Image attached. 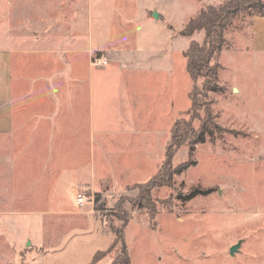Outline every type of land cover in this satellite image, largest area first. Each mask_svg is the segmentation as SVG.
I'll list each match as a JSON object with an SVG mask.
<instances>
[{"label":"rangeland","instance_id":"rangeland-1","mask_svg":"<svg viewBox=\"0 0 264 264\" xmlns=\"http://www.w3.org/2000/svg\"><path fill=\"white\" fill-rule=\"evenodd\" d=\"M78 1L79 7L81 0ZM207 1L205 6L226 0ZM136 2H141L144 8L153 7L163 17L153 23L139 20L141 27L136 32L143 49L167 52V66L172 68L169 74L172 99L168 103L159 101L156 111L159 126H163L168 135L172 123L179 119L197 130L204 117L203 107H208L214 123L222 131L213 129L205 142L196 146L193 166L179 175L174 174L168 186L152 190V200L156 202L152 220L145 210L132 207L129 202L139 194L137 184L118 189L114 185L106 187L101 191L105 195L104 205L98 212L94 205L76 206L77 194H93L75 187L55 190L59 176L54 177L49 170L60 161L67 167L77 164L85 173L90 163L86 157L77 160L50 159L47 155L32 157L27 153L24 128L12 127L14 140L0 133V264H45V252L53 251L77 227L75 225H80L70 218L47 214L88 209L104 234L110 232V223L115 228L121 227L122 223L113 217L118 213L119 204L129 218L123 232L130 264H264V44L254 34L261 33L262 28L253 29L256 17L250 13L233 19L225 33L229 46L219 59L223 69L216 81L217 89L198 98L203 107L193 119L188 93L194 83L185 71L184 53L190 41L200 43L204 34L198 31L183 37L179 32L198 15L199 3L194 0ZM134 5L135 8L125 0L123 8L138 14L141 5ZM66 6H70L69 0H0V50L5 49L11 35L26 38V34L38 33L53 17H58L53 10ZM168 26L172 27L171 31ZM166 36V44L165 40L162 46L155 44ZM93 61H100L97 68L109 67L102 56L94 57ZM149 64L160 66L154 60L141 63L142 66ZM2 66L1 61L0 82ZM152 79L147 82L154 85ZM161 134L155 137L151 152L158 164L164 159L159 143ZM172 155L171 167L175 170L188 160V145L180 146ZM144 166L134 171L133 181L142 180L143 175L149 173ZM193 189L206 194L188 201L179 198ZM27 236L31 240H27ZM85 240L72 247L74 239L65 251L54 254L53 257L64 255L63 259L55 260L56 264H74L79 253L84 257L91 249L101 250L106 245ZM239 242L237 251L230 255V248ZM119 251L120 244H117L89 264H112Z\"/></svg>","mask_w":264,"mask_h":264},{"label":"crops","instance_id":"crops-1","mask_svg":"<svg viewBox=\"0 0 264 264\" xmlns=\"http://www.w3.org/2000/svg\"><path fill=\"white\" fill-rule=\"evenodd\" d=\"M136 1L128 0L134 8V4L141 5L138 14L123 8L125 0H81L79 7L78 0H69L70 6L56 7L54 16L58 17H53L38 33L26 34V38L11 35L5 49L0 50L4 68L0 82V133L14 140L12 127L24 128L27 153L32 157H86L90 162L85 173L77 164L67 167L66 163L55 162L49 170L54 177L59 176L55 190L75 187L94 194L109 185L118 189L148 181L163 160L158 164L151 155L158 133H162L159 143L164 158L174 122L167 135L158 124L156 111L159 101L168 103L172 99V68L167 66V52L145 50L140 45L142 40L139 43L136 38L141 27L139 20L153 23L163 17L153 7L144 8ZM194 1L199 3L197 12L206 7L205 1L209 2ZM256 26L262 32L254 34L264 44V18H254L253 29ZM164 40L166 44L168 37L155 44L162 46ZM96 56L105 58L109 67H95ZM151 60L160 66L141 65ZM147 79H152L154 85ZM143 166L149 173L142 180L133 181L134 171ZM47 215L67 217L80 223L75 226H82L71 234L75 230L72 229L53 251L45 252V264L63 259L64 255H53L65 251L74 239L72 247L84 238L106 244L101 250L91 249L84 257L79 253L74 264L91 263L97 252L106 251L114 242L113 234H103L88 209ZM27 240L31 237L27 236Z\"/></svg>","mask_w":264,"mask_h":264},{"label":"trees","instance_id":"trees-1","mask_svg":"<svg viewBox=\"0 0 264 264\" xmlns=\"http://www.w3.org/2000/svg\"><path fill=\"white\" fill-rule=\"evenodd\" d=\"M242 13H250L253 17L264 18V3L261 0H226L218 5H209L203 8L196 17L189 20L186 26L179 32L183 37H190L195 32L203 31L202 42L190 41L187 50L184 53L186 57V71L193 81V87L189 92L191 101V117L197 118V111L203 105L198 98L203 97L204 93L214 92L217 89L216 81L219 72L223 69L219 62L222 51L229 46V41L225 33L231 26L233 19ZM171 30L172 27L168 26ZM200 82V83H197ZM204 117L197 130L183 120H176L171 128L169 139L165 146L164 159L158 167L157 172L148 181L136 185L139 194L129 202L132 207L143 209L147 212L148 218L153 219L156 214L155 201L152 200V190L161 186H168L172 176L179 175L195 164L192 160L194 150L197 145L205 142L207 135L212 133L213 129L222 131L214 123L210 109L203 107ZM188 145V160L176 167H171L172 154L182 145ZM206 194L204 191L193 189L187 194L180 195L184 201H188L197 195ZM94 196V210L98 212L104 205L105 195L102 192H96ZM118 213L113 216L122 223L120 228L109 225L110 232L114 235V242L111 248L120 244L119 254L114 258L112 264H130L129 253L125 244L123 228L128 222V213L123 210L119 204ZM104 252H97L93 256L96 260L98 255Z\"/></svg>","mask_w":264,"mask_h":264},{"label":"built area","instance_id":"built-area-1","mask_svg":"<svg viewBox=\"0 0 264 264\" xmlns=\"http://www.w3.org/2000/svg\"><path fill=\"white\" fill-rule=\"evenodd\" d=\"M93 64L99 65L100 61H93ZM76 203H77L78 207H84V205H86V204L93 207L94 197L93 196H86L85 194H77Z\"/></svg>","mask_w":264,"mask_h":264},{"label":"water","instance_id":"water-1","mask_svg":"<svg viewBox=\"0 0 264 264\" xmlns=\"http://www.w3.org/2000/svg\"><path fill=\"white\" fill-rule=\"evenodd\" d=\"M234 91H235V90H234ZM239 246H240V242H239L237 245L231 247V248H230V251H229V254H230V255H233V254L237 251V249H238Z\"/></svg>","mask_w":264,"mask_h":264}]
</instances>
